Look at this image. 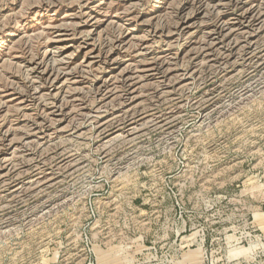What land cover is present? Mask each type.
Returning <instances> with one entry per match:
<instances>
[{
  "label": "rangeland",
  "instance_id": "obj_1",
  "mask_svg": "<svg viewBox=\"0 0 264 264\" xmlns=\"http://www.w3.org/2000/svg\"><path fill=\"white\" fill-rule=\"evenodd\" d=\"M0 264H264V0H0Z\"/></svg>",
  "mask_w": 264,
  "mask_h": 264
}]
</instances>
